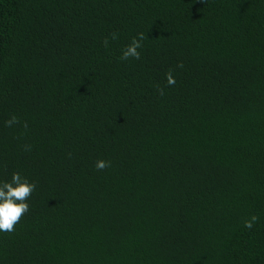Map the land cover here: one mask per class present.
Masks as SVG:
<instances>
[{
  "label": "trees",
  "instance_id": "1",
  "mask_svg": "<svg viewBox=\"0 0 264 264\" xmlns=\"http://www.w3.org/2000/svg\"><path fill=\"white\" fill-rule=\"evenodd\" d=\"M14 172L37 187L0 264H264V0H0Z\"/></svg>",
  "mask_w": 264,
  "mask_h": 264
},
{
  "label": "clouds",
  "instance_id": "2",
  "mask_svg": "<svg viewBox=\"0 0 264 264\" xmlns=\"http://www.w3.org/2000/svg\"><path fill=\"white\" fill-rule=\"evenodd\" d=\"M118 34L116 32L111 33V39L116 40ZM144 33H139L137 37L131 40V43L126 46L122 55L119 57L121 61L128 59H140V52L138 49L142 48V43L145 39ZM104 46L107 48L109 45V39L106 37L103 40ZM177 67L182 68L183 64L180 63ZM166 81L168 86H174L176 83L173 70L169 69L166 73ZM158 93L163 96L164 89L157 87ZM6 127H13L20 124V120L17 116L12 115L10 119L5 122ZM23 127L27 129L28 125L25 122ZM25 151H31V145L24 146ZM111 166L110 161L98 160L96 162L97 170H104ZM36 183L30 182L26 177H23L20 173L14 172L12 178L8 182L0 183V232L12 233L15 231V225L26 215L30 206L27 201L31 198L32 193L35 191ZM258 217L253 215L249 219L244 221V227L252 229L254 224L258 221Z\"/></svg>",
  "mask_w": 264,
  "mask_h": 264
}]
</instances>
